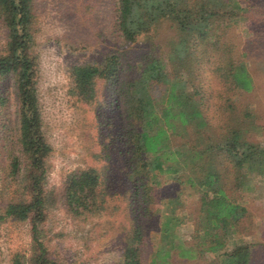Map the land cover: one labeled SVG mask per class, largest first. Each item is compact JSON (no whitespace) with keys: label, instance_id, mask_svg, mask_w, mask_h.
I'll use <instances>...</instances> for the list:
<instances>
[{"label":"trees","instance_id":"16d2710c","mask_svg":"<svg viewBox=\"0 0 264 264\" xmlns=\"http://www.w3.org/2000/svg\"><path fill=\"white\" fill-rule=\"evenodd\" d=\"M114 6L119 45L102 60L74 64L70 93L93 103L97 83L104 80L105 100L109 96L112 109H121L111 142L116 146L119 141L123 156L126 189L121 198L126 201L131 233L117 264H172L175 257L187 261L206 254L211 258L203 264H255L253 244L239 236L240 221L248 210L237 193L253 189V179L264 182V143L251 139L250 133L258 128L233 97L234 89H252L253 80L243 63L233 61V50L225 41L213 43L218 53L215 75L224 92L207 105L201 90L202 66L216 26L237 22L246 9L239 0H114ZM35 20L33 0H0L5 28L0 79L12 78L18 100L16 133L0 138L4 170L0 193H11L1 203L0 223L8 219L30 223V252L17 253L12 264H62L50 254L43 226L59 194L47 189L52 148L43 131L37 87ZM164 22L173 34L169 64L159 45L142 52L128 46ZM6 102L0 94V106ZM211 108L221 118L214 119ZM106 157L112 161L113 155L108 152ZM112 173L110 165L104 171L89 167L68 173L61 194L67 209L75 216L108 210L111 200L120 196L113 191L117 184ZM159 176L172 180L175 196L164 200L158 195L163 184ZM185 197H193L196 208L180 216L177 208L186 204ZM159 201L170 209L152 234ZM186 224L192 225L190 236L177 238L176 229Z\"/></svg>","mask_w":264,"mask_h":264},{"label":"rangeland","instance_id":"374dc122","mask_svg":"<svg viewBox=\"0 0 264 264\" xmlns=\"http://www.w3.org/2000/svg\"><path fill=\"white\" fill-rule=\"evenodd\" d=\"M36 20L33 26V51L37 57V87L42 106L43 131L52 151L48 158L47 189L58 196L48 209L44 223L50 254L62 264H117L123 259L131 233L130 216L126 201L121 198L126 189L123 156L119 141L113 145L118 132L121 109L110 104L104 80L97 83L95 102L85 103L70 93V71L77 63L102 60L119 45L115 31L116 11L114 0H33ZM245 11L237 22L229 26L217 25L216 36L210 44V55L202 66L201 75L206 104H213L224 92L221 80L215 75L217 52L214 42L225 41L232 48L233 61L243 63L253 80L250 90L234 89L239 108L250 113L248 120L258 130H252L251 139L264 143V0H239ZM224 24V22H223ZM221 26V27H220ZM172 29L168 22L150 33L141 34L135 43L128 45L134 52H142L159 45L163 59L169 64L168 54L174 50ZM5 28L0 22V47L4 43ZM127 46V45H126ZM170 67V65H168ZM12 78L0 79V94L7 102L0 106V138L11 136L16 129L18 100ZM232 92V91H231ZM211 95L216 97L210 98ZM111 106V107H109ZM217 119L216 109H210ZM221 118V117H219ZM16 133V132H15ZM111 153L112 161L106 157ZM112 167L111 178L117 184V195L110 208L102 214L75 216L61 198L68 173L78 169L97 168L104 171ZM4 170L0 166V184ZM157 192L166 200L176 195V185L163 176ZM114 184V185H115ZM253 189L237 193V199L248 212L241 219L239 236L253 244L252 261L264 264V182L252 180ZM125 195V194H124ZM123 195V196H124ZM127 195V194H126ZM11 197L1 191L2 201ZM186 198V204L177 208L178 215L194 212L196 200ZM118 204L113 208V204ZM170 208L159 201L153 211L150 225L155 234L162 214ZM175 211V210H174ZM192 225L176 229V237L190 236ZM189 240L186 241L188 243ZM31 248L29 221L8 219L0 223V264H12L17 253L27 254ZM211 258L204 255L196 260L172 259V264H203Z\"/></svg>","mask_w":264,"mask_h":264}]
</instances>
